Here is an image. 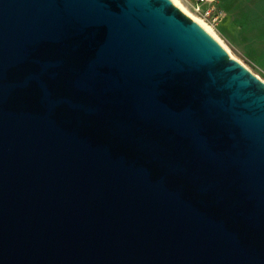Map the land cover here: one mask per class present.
I'll list each match as a JSON object with an SVG mask.
<instances>
[{
    "label": "water",
    "instance_id": "obj_1",
    "mask_svg": "<svg viewBox=\"0 0 264 264\" xmlns=\"http://www.w3.org/2000/svg\"><path fill=\"white\" fill-rule=\"evenodd\" d=\"M0 264H264V82L172 0H0Z\"/></svg>",
    "mask_w": 264,
    "mask_h": 264
},
{
    "label": "rangeland",
    "instance_id": "obj_2",
    "mask_svg": "<svg viewBox=\"0 0 264 264\" xmlns=\"http://www.w3.org/2000/svg\"><path fill=\"white\" fill-rule=\"evenodd\" d=\"M179 1L213 27L230 58L264 82V0H214L202 5L203 15L192 10V0ZM218 14L221 17L216 19Z\"/></svg>",
    "mask_w": 264,
    "mask_h": 264
},
{
    "label": "bare ground",
    "instance_id": "obj_3",
    "mask_svg": "<svg viewBox=\"0 0 264 264\" xmlns=\"http://www.w3.org/2000/svg\"><path fill=\"white\" fill-rule=\"evenodd\" d=\"M172 2L175 4L177 9L184 14H186L192 21H194L198 26L202 27L206 33L215 41L220 44V46L223 48L225 53L228 57H231L227 46L222 42L220 37L217 35L216 31H214L213 27L207 24L202 18L197 17L194 15L191 11H189L179 0H172ZM238 61V60H237ZM240 63V62H239Z\"/></svg>",
    "mask_w": 264,
    "mask_h": 264
},
{
    "label": "built area",
    "instance_id": "obj_4",
    "mask_svg": "<svg viewBox=\"0 0 264 264\" xmlns=\"http://www.w3.org/2000/svg\"><path fill=\"white\" fill-rule=\"evenodd\" d=\"M193 2L191 3L192 10L195 11V13L198 15H203V11H201L202 5L206 4L207 2H214V0H192ZM221 14V13H220ZM218 14L216 16V19L221 17V15ZM207 15H211V12L209 11Z\"/></svg>",
    "mask_w": 264,
    "mask_h": 264
},
{
    "label": "crops",
    "instance_id": "obj_5",
    "mask_svg": "<svg viewBox=\"0 0 264 264\" xmlns=\"http://www.w3.org/2000/svg\"><path fill=\"white\" fill-rule=\"evenodd\" d=\"M216 5V4H215Z\"/></svg>",
    "mask_w": 264,
    "mask_h": 264
}]
</instances>
